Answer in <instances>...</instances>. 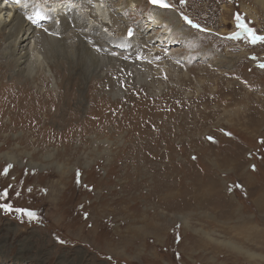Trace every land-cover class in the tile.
Listing matches in <instances>:
<instances>
[{
  "label": "rangeland",
  "instance_id": "obj_1",
  "mask_svg": "<svg viewBox=\"0 0 264 264\" xmlns=\"http://www.w3.org/2000/svg\"><path fill=\"white\" fill-rule=\"evenodd\" d=\"M23 1L0 0V8L5 12ZM62 1L57 0L58 10L64 12L66 6L76 10ZM258 1L165 0L169 8H160L149 0L133 4L111 0L114 7L93 8L106 34L111 15L121 23L125 35L117 32L113 39L131 40L137 35L151 40L148 52L160 55L150 63L153 77L165 70V60L182 68L183 76L189 68L194 70L190 96L202 98L188 105L195 106L191 139H138L128 130L150 126L170 131V118L160 129L148 118L132 124L120 112L102 123L82 122L86 105L78 118L81 123L73 128L74 133L80 130L79 136L34 137L31 131L38 126L32 115L21 118L0 107V156L11 155L17 161L0 157V264H211V259L215 264H252L205 234L233 242L210 222L234 227L246 220L250 226L264 225V210H258L256 202L258 191L264 192V42L250 43L237 26L243 24L264 36V6ZM119 6L125 7L121 13ZM7 19V12L0 15V24ZM34 58V74L42 73L56 91L58 81L47 64L38 54ZM202 73L207 76L201 78ZM161 84L157 96L175 83L168 79ZM127 92L124 88L121 98ZM96 97L107 101L108 107L116 101L101 94ZM153 98L146 90L133 93L130 100L157 103ZM180 118L175 114L173 119ZM93 131L105 135L110 144L91 139ZM247 178L252 185L245 184ZM192 184L210 186L204 202L191 200ZM161 190L170 192V199H158ZM227 207L236 209L238 216L224 219ZM195 240L215 247V253L212 249L190 253L199 249L193 247Z\"/></svg>",
  "mask_w": 264,
  "mask_h": 264
},
{
  "label": "bare ground",
  "instance_id": "obj_2",
  "mask_svg": "<svg viewBox=\"0 0 264 264\" xmlns=\"http://www.w3.org/2000/svg\"><path fill=\"white\" fill-rule=\"evenodd\" d=\"M110 1L63 0V4L71 5L74 9L77 7L73 11L69 6H66L64 12L58 10L57 0H44L40 3L42 5L47 3L50 6H39L35 0H25L19 2L22 3L20 6H11L5 12L0 8V15L6 12L8 15V19L0 24V48H3V53L0 54V107L14 111L15 116L21 118L32 115L34 125L38 126L37 129L31 131V135L34 137L42 138L45 135L67 137L73 134L79 136L80 130L74 133L73 128L74 124L81 123L78 118L86 105L87 109L82 122L102 123L120 112L121 117H126L132 124H137L142 118H148L151 124H158L160 129L159 126L164 127L168 122L167 118H170L168 119L170 120L168 123L170 131L157 130V128L154 130L150 126H148L149 128H139V130L131 127L128 130L134 131L129 132L138 139L145 137V139L162 140L164 137H168L167 139L186 137L185 140H190V122L192 117V119L195 118L193 113L195 106L193 105V109H191L188 108V105L190 102L193 104V100L198 101L202 98L198 96L197 100L190 96V91L194 89L190 79L194 75V70L189 68L191 73L188 71L189 74L183 76L180 74L182 68L170 60H165L162 67L165 70H161L158 76L153 77L154 73L151 70L154 66L150 63L158 60L160 55L148 52L151 40L138 38L137 35H133L131 40L113 39L111 35L114 33L123 32L125 35V30L122 29L119 20L115 19L113 15L109 17L111 26L108 27V34H106L102 29V23L94 16L93 8L99 4L114 7ZM133 2L136 0H130L129 4H133ZM258 3L264 6V0L258 1ZM45 8L51 9L46 11ZM124 8V6L117 7V12L121 13ZM44 11L46 16L42 17L45 15ZM46 17L50 18L47 23L44 21ZM119 41H123L125 44ZM29 42L31 46L28 48ZM34 53L41 57V61L47 64L53 78L58 81L56 91L49 88L50 81L42 73L34 74L37 61L34 58ZM204 73L199 74L201 78L207 76ZM168 79L175 83L172 84L171 89L160 96L155 95L162 90V80ZM124 88H127L128 92L121 98ZM146 90L150 91L154 96L152 100H156L157 103L130 100L133 93L139 95L140 92ZM197 92L203 93L200 89H197ZM100 94L115 98L114 106L108 107L107 101L98 99L96 96ZM166 94L168 98H165ZM161 100L164 104H160ZM220 101L223 103L222 99ZM126 103H129V106L124 109ZM98 104L101 108L97 107ZM9 114L12 115V113ZM175 114L178 118L181 117V121H174ZM55 126L60 129H55ZM180 127L183 129L180 130ZM85 131L89 133V130ZM99 131H93L95 136H90L91 139L93 138L95 142L103 141L110 144L105 135L104 137L98 135ZM2 157L10 163H17L11 155L5 154ZM88 164L89 162L85 164V167ZM31 166L36 165L31 164ZM55 166L57 171L64 174L61 166ZM44 168L42 167V169ZM245 184L252 185L250 178H247ZM190 186H192L191 192L194 194V196L191 195V200L196 203H200L202 200L204 202V199L208 197L207 192H209L210 186L193 184ZM183 191L187 192L186 189ZM257 195L258 210L259 208L264 210V192L258 191ZM170 196L171 193L168 191L161 190V193L160 191L158 193V199L162 202L170 199ZM231 209V207L225 209L224 219L234 214L238 216L236 209ZM255 220H257L256 224H259L260 217ZM210 223L225 237L228 236L234 241L217 240L206 233L207 239L230 251L244 255L252 264L264 263V255H262L264 254L263 223H261L263 228L250 226L246 220L243 224L234 227L225 225L224 221L221 224ZM183 225H186V222H183ZM159 236V233H156V237ZM193 247L199 249H190V253L208 249H212L211 253H215L216 249L213 246L208 247L205 242L200 240L193 241ZM2 252V248H0V255ZM220 256L218 255L219 258ZM211 262V264H215L212 259Z\"/></svg>",
  "mask_w": 264,
  "mask_h": 264
},
{
  "label": "snow or ice",
  "instance_id": "obj_3",
  "mask_svg": "<svg viewBox=\"0 0 264 264\" xmlns=\"http://www.w3.org/2000/svg\"><path fill=\"white\" fill-rule=\"evenodd\" d=\"M151 2L153 4H156L158 5L159 7H163V8H166L168 7V5L164 2V0H151ZM237 21L240 20V17H237L236 18ZM186 23L188 24H192V22L190 20H187L186 19ZM193 27H199L197 25H192ZM241 31L247 33V38H248V41L252 44H256L257 42H264V36H258L255 34V32L249 28H247L245 25L243 24H239L237 25ZM129 35H131V31L129 32ZM231 38H236V37H231ZM261 67H264V65H261ZM6 195V193L4 194ZM24 215H27L29 218H33L34 217V213H31V212H25L23 213Z\"/></svg>",
  "mask_w": 264,
  "mask_h": 264
},
{
  "label": "water",
  "instance_id": "obj_4",
  "mask_svg": "<svg viewBox=\"0 0 264 264\" xmlns=\"http://www.w3.org/2000/svg\"><path fill=\"white\" fill-rule=\"evenodd\" d=\"M164 2H165V0H164ZM149 3H151L153 6H156V7H159L158 5H156V4H153L152 2H151V0H149ZM166 3V2H165ZM167 4V3H166ZM160 8H163V7H160ZM166 8H169V6L168 7H166Z\"/></svg>",
  "mask_w": 264,
  "mask_h": 264
}]
</instances>
